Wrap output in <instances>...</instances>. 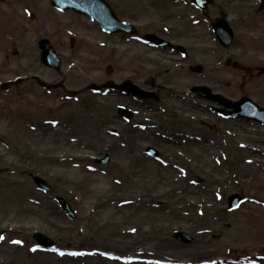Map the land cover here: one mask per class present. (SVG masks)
<instances>
[{
  "label": "rangeland",
  "instance_id": "374dc122",
  "mask_svg": "<svg viewBox=\"0 0 264 264\" xmlns=\"http://www.w3.org/2000/svg\"><path fill=\"white\" fill-rule=\"evenodd\" d=\"M108 2L120 19L136 26L138 37L158 33L184 46L187 56L154 51L136 37L107 36L71 11H57L50 0H0V30L11 42L0 53V85L25 80L0 90V187L29 185L31 196V201L14 196L17 209L25 212L0 211V264H211L264 257V175L260 186L252 184L253 168L247 162L256 148L264 162V127L258 130L253 121L213 111L228 110L190 92L206 86L233 102L247 97L264 108V11L259 2L215 0L206 15L191 0ZM252 14L256 17L248 19ZM218 18H228L234 31L230 48L221 47L212 33L211 23ZM252 37L261 43L260 53L246 52ZM21 38L31 42L36 68L15 57ZM43 38L62 59L59 71L40 62L37 43ZM71 69L82 78L67 77ZM35 78L50 88H40ZM108 81H131L156 97L140 103L122 93L88 90ZM121 106L137 112L130 122L119 117ZM210 118L217 120L211 123ZM241 120L246 123L238 126ZM188 122L197 139L184 134L163 138ZM53 123L66 131L81 123L83 131L51 142L42 131ZM149 146L161 153L160 160L146 155ZM239 146L243 160L235 153ZM215 151L219 155L211 156ZM43 154L62 159L83 155L68 169L46 165ZM105 156L111 162L98 163ZM241 168L246 178L240 177ZM224 169L233 175L229 181H219ZM181 173L187 180L175 181ZM35 177L52 190L39 191ZM121 177L126 182L116 184ZM167 179L190 189L185 195L190 202L180 213L145 192L147 187L160 191ZM234 193L247 200L229 211L226 199ZM59 198L76 212L73 220L58 205ZM8 199L0 195V206ZM175 232L188 233L195 243L184 246L174 239ZM36 233L54 241L57 250H36Z\"/></svg>",
  "mask_w": 264,
  "mask_h": 264
},
{
  "label": "bare ground",
  "instance_id": "6f19581e",
  "mask_svg": "<svg viewBox=\"0 0 264 264\" xmlns=\"http://www.w3.org/2000/svg\"><path fill=\"white\" fill-rule=\"evenodd\" d=\"M252 15H253V18L249 17L248 19L253 20L256 17V14H252ZM1 27H2V25H1ZM10 46H11L10 40L3 37L2 31L0 30V53H3L4 51L7 52L8 48ZM246 46H247V49L249 50V51H246V52H248V54H251L254 52L260 53L262 51L261 50V43H259L258 39L254 38V37L250 38L248 45L246 44ZM98 49H105V47L100 46ZM243 53H244V51H243ZM14 54L18 60L25 61V62L29 63L28 66H31L32 68H36L37 65L35 64L33 48H32V45H31V42L29 41V39L21 38L17 44V48H16V51L14 52ZM222 69L223 68H218L217 71H220ZM67 77H74L75 79H77V78L80 79V78H82V75H77L76 71L74 69H71L68 72ZM187 119L191 120V114L187 115ZM209 120L211 123H215V121L217 119L210 118ZM243 123H246V122L240 121L237 123V125L243 126L244 125ZM50 126H51V128H48V130L45 132L42 131V133L46 134L47 138L49 140H52L51 142H54L57 140H62L63 138H66V139L71 138V137L73 138L76 135L79 136L83 131V125L81 123H76L71 129H69V131L62 130V128L59 127L60 123H56V124L53 123V124H50ZM228 126L230 127L232 125L229 124ZM252 126H255V128H257L258 130L263 129L262 128L263 126L260 124H253ZM181 134L187 135L192 139L198 138V136L194 134V130H193L192 126L189 125V122L186 125H183V126L179 125V126L175 127L174 129L170 130L169 133L163 134L162 136H163V138L168 140V139H171L172 135L174 136V135H181ZM226 134L228 136H230V138H233L235 136V134L233 132H231L229 129L227 130ZM160 136H161V134H160ZM211 142H212V140L209 141V143H211ZM239 149H241L240 146L235 149V153L239 154V158L241 160H243L242 159L243 153L241 152V150L239 151ZM252 152L253 153H251L250 157H247V162L253 168V176H254L253 179H254V181L252 182V184L258 183L256 185L260 186L259 180L264 175V162L261 161L262 158H260V155L262 154V150L260 148H256V149H252ZM210 154L213 157L219 155V153L217 151L211 152ZM82 155L83 154H79L78 157H74L73 155H71L67 159H62V158H59L57 155L43 154L41 156V158L43 159V162L46 165L66 166L69 169L73 166H76V165H73L72 162L76 161L75 158L81 159ZM196 156L197 157L195 159L201 158V156H198V155H196ZM224 162H228V161L225 160ZM221 165H223V162H221ZM174 166H175L174 167L175 169L178 168L177 164H175ZM242 168L239 170L240 177L246 178L247 173ZM77 169H79V168H77ZM74 172H76V170ZM231 175L232 174H230V172L228 170L224 169L222 171V175L219 177V181H229V179L231 178ZM133 176H135V175L133 174ZM9 177L10 176L7 175V178H9ZM187 178H188L187 176H185L181 173V174L176 175L175 181H186ZM171 181L172 180H168V179L162 181L160 184V191H158L157 187H154V189H152V187H147L145 189V192H147V194L152 198L153 202H156V203L167 202V203H169L168 207L171 208L172 212L180 213L182 211L183 207H185L188 204V202H190L187 199V197L185 196L186 193L188 191H190V189H188L187 184H179L177 187H175ZM124 182H126V181H123V177L118 178L115 181V183L118 185H121ZM129 182L135 183L136 181H129ZM15 186H17V185H15ZM17 187H20V188H15L11 184L10 185L5 184L4 186L0 187V195H8L9 196V199L5 200L4 205L0 206V211L1 210L8 211L9 214L18 213L19 211L20 212L26 211V209L24 207H19L17 209L16 204L18 202L17 201L18 199L14 196L24 197L27 201H31L30 186L29 185H21V186H17ZM176 206H180V207H176ZM258 226L260 228H262L261 223Z\"/></svg>",
  "mask_w": 264,
  "mask_h": 264
},
{
  "label": "water",
  "instance_id": "95a60500",
  "mask_svg": "<svg viewBox=\"0 0 264 264\" xmlns=\"http://www.w3.org/2000/svg\"><path fill=\"white\" fill-rule=\"evenodd\" d=\"M55 6L62 8V9H73L78 13L82 14H87L94 18L100 25L105 29L110 32H118V31H124L126 32L127 30L117 27L118 21L115 19L112 11L107 7L105 3H103L102 0H53ZM208 1L204 3L205 8L208 5ZM114 24V26H113ZM219 31L223 35V44L228 46L232 40V33L230 29L228 28V25L226 23H222L219 25ZM129 32V31H127ZM46 43V42H44ZM46 50V55L47 57H53L54 55L52 54L51 49L48 47L46 44L44 46ZM209 92V91H208ZM247 106H250L246 101H240L237 102L234 107L236 109V115H246L245 113H251L249 117H254L257 120L261 121L264 123V110H260L258 108H254L252 111L251 109H248ZM243 113V114H242ZM37 183L41 187H46V185L41 181V180H36ZM47 188V187H46ZM66 206V205H65ZM66 208H68L66 206ZM70 211V210H69ZM39 240L42 239V237L39 235L38 236Z\"/></svg>",
  "mask_w": 264,
  "mask_h": 264
}]
</instances>
